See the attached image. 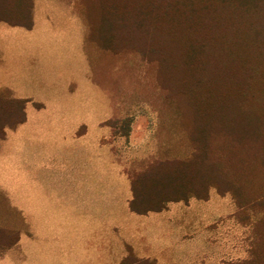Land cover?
<instances>
[{
	"label": "rangeland",
	"instance_id": "rangeland-1",
	"mask_svg": "<svg viewBox=\"0 0 264 264\" xmlns=\"http://www.w3.org/2000/svg\"><path fill=\"white\" fill-rule=\"evenodd\" d=\"M86 12L31 0L29 28L0 22V98L24 101L25 115L0 131V264H264V202L237 205L210 187L204 199L129 210L149 163L190 155L189 118L157 63L105 49Z\"/></svg>",
	"mask_w": 264,
	"mask_h": 264
},
{
	"label": "trees",
	"instance_id": "trees-1",
	"mask_svg": "<svg viewBox=\"0 0 264 264\" xmlns=\"http://www.w3.org/2000/svg\"><path fill=\"white\" fill-rule=\"evenodd\" d=\"M75 3L85 5L90 33L105 49L130 48L157 63L167 93L189 118L190 155L149 163L136 176L141 182L131 181L129 210L143 215L204 199L210 187L237 205L263 204L264 0ZM30 8L31 0H0V22L29 28ZM23 106L0 98V131L24 121ZM249 194L258 198L250 202Z\"/></svg>",
	"mask_w": 264,
	"mask_h": 264
},
{
	"label": "crops",
	"instance_id": "crops-1",
	"mask_svg": "<svg viewBox=\"0 0 264 264\" xmlns=\"http://www.w3.org/2000/svg\"><path fill=\"white\" fill-rule=\"evenodd\" d=\"M42 136V135H41ZM73 136V135H72ZM73 138V137H72ZM72 141H73V139H71ZM37 142H40L41 143V141H40V136H39V139L37 140ZM46 144L47 143H53V142H45ZM24 144H25V142H24ZM22 145H23V142H22ZM47 147V146H46ZM62 147V146H61ZM23 148H24V146H23ZM52 149H53V151H55V153H58V150H59V152H63L64 150H63V147L62 148H60L59 146H57L56 144H54V146L52 147ZM46 150V149H45ZM45 150H39L38 152H39V154H40V169H43V173H48L49 171H51V172H53L52 171V168L53 167H55V165H52V166H47V167H45V166H42V164L43 165H45V161L43 160V158H45V153L44 152H46V153H49V152H47V151H45ZM23 155H24V153H23ZM44 155V156H43ZM25 160V159H24ZM21 162H23V161H21ZM46 164H47V162H46ZM48 165V164H47ZM85 181H87V180H85ZM92 184L94 185V184H97V181L94 179L93 181H92ZM121 207H122V205H121ZM122 210H123V208H122ZM121 212H123L125 215H126V217H128L130 220L132 219L131 217V214H130V212L129 211H127V210H123V211H121ZM68 218V217H67ZM160 245H161V243H158V246L160 247ZM167 245H169V244H162V246L163 247H161V248H168V247H170V246H167ZM146 248L148 247V246H145ZM145 247H143V248H145ZM158 247V248H159ZM84 248L86 249V246H84ZM148 248H150V247H148ZM154 248V247H153ZM161 250V249H160ZM162 253H164V252H162V251H158L156 254H155V257L154 258H160V257H157L156 255L158 254V255H161ZM119 255H120V252H119ZM117 257H118V255H117ZM161 260H162V256H161ZM113 262V261H112Z\"/></svg>",
	"mask_w": 264,
	"mask_h": 264
}]
</instances>
